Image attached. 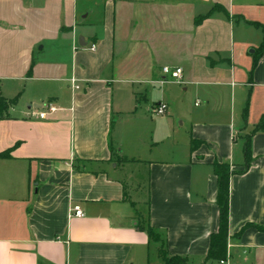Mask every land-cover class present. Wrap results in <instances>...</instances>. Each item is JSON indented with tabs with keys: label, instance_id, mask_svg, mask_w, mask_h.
Wrapping results in <instances>:
<instances>
[{
	"label": "crops",
	"instance_id": "1",
	"mask_svg": "<svg viewBox=\"0 0 264 264\" xmlns=\"http://www.w3.org/2000/svg\"><path fill=\"white\" fill-rule=\"evenodd\" d=\"M263 26L264 0H0V94L19 97L0 122V264H163L161 243L217 264L212 164L242 171L264 116ZM251 156L229 179L227 264H264V133Z\"/></svg>",
	"mask_w": 264,
	"mask_h": 264
},
{
	"label": "trees",
	"instance_id": "2",
	"mask_svg": "<svg viewBox=\"0 0 264 264\" xmlns=\"http://www.w3.org/2000/svg\"><path fill=\"white\" fill-rule=\"evenodd\" d=\"M221 11L223 9L216 5L214 8L205 16H200L195 19L194 24L199 25L204 19L210 16L213 12ZM262 43L258 51L255 52L253 56V64L251 72L256 67L258 57L264 52V26L262 27ZM19 97L14 98L13 100H6L0 96V122L8 118V110L11 106L15 105ZM249 99L246 102L245 108L242 113V117L246 119L247 116V107ZM256 133H264V116L261 118L260 122L254 127L253 131L243 137V170L242 171H233L231 167L227 164L213 163L212 169L213 174L216 178L217 184V195H216V206L218 208V227L216 232L212 233L209 238V246L206 255V260H214L216 262L226 258L227 250V240H228V194H229V179L234 175L244 174L251 165L252 156H251V138ZM197 142H191V149L193 150ZM10 155V150L0 154V159H8ZM252 227V225H246L240 232L241 234L244 229ZM258 231L264 232V227H254ZM141 231L146 232V235L149 241L160 243L159 235L152 229L150 226L146 228L139 227ZM158 258L163 262V264H187V260L178 256H169L166 249L161 243V247L158 250Z\"/></svg>",
	"mask_w": 264,
	"mask_h": 264
},
{
	"label": "built area",
	"instance_id": "3",
	"mask_svg": "<svg viewBox=\"0 0 264 264\" xmlns=\"http://www.w3.org/2000/svg\"><path fill=\"white\" fill-rule=\"evenodd\" d=\"M89 51L93 52L95 50V46L92 45L88 48ZM163 74L168 75L171 80L176 81V83L180 84L181 82V74L182 70L179 68L176 69H169L167 67L162 69ZM168 106L165 103H160L155 105L152 108V115L156 117L164 116L167 113ZM56 112V108L52 103H46L44 107H41L37 110V117L38 119H44L47 115ZM70 217L82 218L83 212L80 206L75 205L70 209ZM217 264H227V257L223 260L217 262Z\"/></svg>",
	"mask_w": 264,
	"mask_h": 264
},
{
	"label": "water",
	"instance_id": "4",
	"mask_svg": "<svg viewBox=\"0 0 264 264\" xmlns=\"http://www.w3.org/2000/svg\"><path fill=\"white\" fill-rule=\"evenodd\" d=\"M78 44H79L80 47H84L85 46L84 43H83L82 38L79 39ZM34 108L37 109V110H39L41 107L40 106H35Z\"/></svg>",
	"mask_w": 264,
	"mask_h": 264
},
{
	"label": "rangeland",
	"instance_id": "5",
	"mask_svg": "<svg viewBox=\"0 0 264 264\" xmlns=\"http://www.w3.org/2000/svg\"><path fill=\"white\" fill-rule=\"evenodd\" d=\"M0 96L3 98V99H5L3 96H2V94H0ZM17 97V96H16ZM16 97H11V99H6V100H13L14 98H16ZM19 99V98H18ZM39 106H41V107H44L45 106V102L44 103H39ZM145 224V223H144Z\"/></svg>",
	"mask_w": 264,
	"mask_h": 264
}]
</instances>
